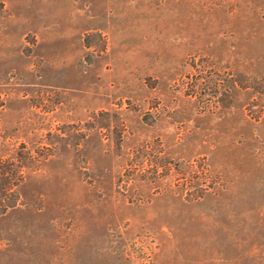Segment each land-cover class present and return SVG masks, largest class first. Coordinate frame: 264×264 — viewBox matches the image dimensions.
Here are the masks:
<instances>
[{
	"label": "rangeland",
	"instance_id": "1",
	"mask_svg": "<svg viewBox=\"0 0 264 264\" xmlns=\"http://www.w3.org/2000/svg\"><path fill=\"white\" fill-rule=\"evenodd\" d=\"M0 140V264H264V0H0Z\"/></svg>",
	"mask_w": 264,
	"mask_h": 264
},
{
	"label": "trees",
	"instance_id": "2",
	"mask_svg": "<svg viewBox=\"0 0 264 264\" xmlns=\"http://www.w3.org/2000/svg\"><path fill=\"white\" fill-rule=\"evenodd\" d=\"M39 150L28 148L24 143L6 146L0 140V215L21 205L19 187L27 176V170H35L41 164Z\"/></svg>",
	"mask_w": 264,
	"mask_h": 264
}]
</instances>
